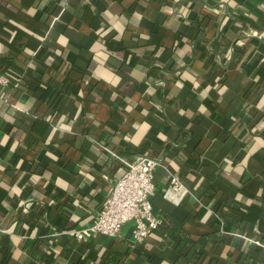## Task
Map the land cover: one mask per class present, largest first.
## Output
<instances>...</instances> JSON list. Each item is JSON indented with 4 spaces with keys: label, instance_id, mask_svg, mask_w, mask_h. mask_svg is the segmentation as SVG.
I'll return each instance as SVG.
<instances>
[{
    "label": "crops",
    "instance_id": "obj_1",
    "mask_svg": "<svg viewBox=\"0 0 264 264\" xmlns=\"http://www.w3.org/2000/svg\"><path fill=\"white\" fill-rule=\"evenodd\" d=\"M0 72V264H264V0H0ZM142 156L166 222L71 236Z\"/></svg>",
    "mask_w": 264,
    "mask_h": 264
},
{
    "label": "built area",
    "instance_id": "obj_2",
    "mask_svg": "<svg viewBox=\"0 0 264 264\" xmlns=\"http://www.w3.org/2000/svg\"><path fill=\"white\" fill-rule=\"evenodd\" d=\"M11 83L5 73L0 72V90L6 91ZM126 170L113 185L105 203L92 224L73 229L68 233L79 240H86L94 234L115 237L129 222L132 223V242L135 246L146 241L151 233L162 223V217L154 212L152 197L157 192L154 172L160 161L151 156H142L133 160H124ZM182 178L172 174L166 198L176 202L189 193Z\"/></svg>",
    "mask_w": 264,
    "mask_h": 264
},
{
    "label": "trees",
    "instance_id": "obj_3",
    "mask_svg": "<svg viewBox=\"0 0 264 264\" xmlns=\"http://www.w3.org/2000/svg\"><path fill=\"white\" fill-rule=\"evenodd\" d=\"M4 90L1 89L0 90V98H2V96L4 95ZM166 218V217H165ZM170 219V218H169ZM171 220V219H170ZM168 221V220H167ZM166 222V220H163L162 223L154 230L156 231L162 224H164ZM173 221H169V231L175 232L177 233L180 237L181 240L183 241H188L189 240V234L187 232H185V230H183L179 225H177L176 223H172ZM168 224V223H167ZM154 231L152 233H154ZM214 240H217V238H213ZM116 257V253H112L108 259H107V263L106 264H119V259H115Z\"/></svg>",
    "mask_w": 264,
    "mask_h": 264
}]
</instances>
